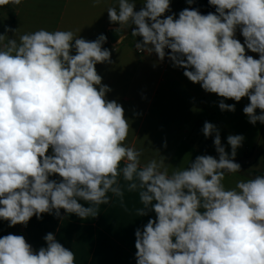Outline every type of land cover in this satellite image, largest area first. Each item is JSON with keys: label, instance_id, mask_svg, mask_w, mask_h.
<instances>
[{"label": "clouds", "instance_id": "obj_1", "mask_svg": "<svg viewBox=\"0 0 264 264\" xmlns=\"http://www.w3.org/2000/svg\"><path fill=\"white\" fill-rule=\"evenodd\" d=\"M141 4L137 11L136 0H116L107 8L118 25L112 31L130 26L136 52L183 69L190 82L222 98L221 111L235 112L225 100L247 97L248 122L264 124V0H208L214 12L207 14L194 7L176 13L172 0ZM18 31L0 34V221L27 227L34 216L61 218V209L96 218L109 193L123 206L122 175L144 205L137 215L149 216L134 233L136 264H264V175L224 184L226 174L241 172L235 157L243 135H228L229 153L217 126L205 121L202 133L214 136L218 158L198 155L171 175L162 155L142 163L143 150L125 144V110L107 99L112 89L96 70L112 63L107 36ZM43 239L46 247L35 250L23 235L0 237V264H76L54 233Z\"/></svg>", "mask_w": 264, "mask_h": 264}, {"label": "crops", "instance_id": "obj_2", "mask_svg": "<svg viewBox=\"0 0 264 264\" xmlns=\"http://www.w3.org/2000/svg\"><path fill=\"white\" fill-rule=\"evenodd\" d=\"M136 2L138 11L142 0ZM115 5L116 0H101L97 6H93V0H22L20 5L0 6V34L5 33V27H11L19 29L17 35L41 28L71 30L75 37L81 36L88 41L97 39L100 34L106 35L108 39L103 47L111 51L112 63L97 64L96 70L102 76V83L112 89L107 93V99L117 100L125 110L131 125L125 144L143 150L142 163L159 160L162 155L166 157L171 175L177 169L187 168L198 155L218 158L214 136L205 138L202 133L207 121L217 126L221 142L229 153L228 135L245 137L239 147L244 148V152L237 151L235 162L247 167L248 139L253 141L255 134L261 132L260 141L253 149L257 150L264 137V124H250L243 113V108L250 103L247 97L238 103L225 100V103L235 104V112L221 111L218 104L222 98L206 93L199 84L190 82L183 75V69L173 68L167 59L158 62L155 54L136 52L135 44L139 38L129 36L130 26H125L119 38L112 42L109 33L118 25L110 24L107 8ZM171 6L176 13L192 7L186 0H172ZM7 35L11 38L12 33ZM129 37H132L131 41H128ZM237 38L243 42L239 32ZM248 54L259 58L258 54ZM256 159L258 163L263 160L262 156ZM124 163L121 162V168ZM240 180H246V177L238 172L226 174L225 187L233 188ZM119 181L125 188L123 206L118 197L109 193L110 203L98 206L96 218L80 219L61 209V218L43 214L38 220L34 216L27 227L16 225L14 229L35 250L46 247L43 237L49 232L54 233L62 244L72 249L76 264H136L134 233L149 216L137 215V210L144 207L139 192L127 191V182L122 175ZM9 233H12V227L6 221H0V237Z\"/></svg>", "mask_w": 264, "mask_h": 264}, {"label": "trees", "instance_id": "obj_3", "mask_svg": "<svg viewBox=\"0 0 264 264\" xmlns=\"http://www.w3.org/2000/svg\"><path fill=\"white\" fill-rule=\"evenodd\" d=\"M194 8H198L202 14H207L208 12H214V8L210 7L208 4V0H196V2L192 5ZM259 149L262 155V167L260 170H248L241 162H238L241 165V172L239 174L243 176L255 177L257 175H264V137L262 143L259 145ZM12 234L21 235L17 232L14 227H12Z\"/></svg>", "mask_w": 264, "mask_h": 264}, {"label": "rangeland", "instance_id": "obj_4", "mask_svg": "<svg viewBox=\"0 0 264 264\" xmlns=\"http://www.w3.org/2000/svg\"><path fill=\"white\" fill-rule=\"evenodd\" d=\"M129 36H132L131 35V33H130V35ZM131 38L132 37H129V39H128V41H131ZM261 133V132H260ZM255 134V138L253 139V141L251 140V139H248V149L246 150V153H247V156H248V164H247V169L248 170H255L256 168H257V170H260L261 169V167H262V161H260L259 163L257 162V159H256V157L258 156L259 158H260V156H262L261 155V151H260V149L258 148L257 150H253L254 149V147L256 146V144H257V142L258 141H260V135L261 134ZM254 142V144H253V146H251V143H253ZM237 151L238 152H244V148H238L237 149ZM255 163H258V165H256L255 167H253V164H255ZM244 177H246V179H249V178H252V177H250V176H244Z\"/></svg>", "mask_w": 264, "mask_h": 264}, {"label": "water", "instance_id": "obj_5", "mask_svg": "<svg viewBox=\"0 0 264 264\" xmlns=\"http://www.w3.org/2000/svg\"><path fill=\"white\" fill-rule=\"evenodd\" d=\"M120 35L121 34H117L115 32H110L109 33V38L111 39L112 42H115L119 38Z\"/></svg>", "mask_w": 264, "mask_h": 264}]
</instances>
